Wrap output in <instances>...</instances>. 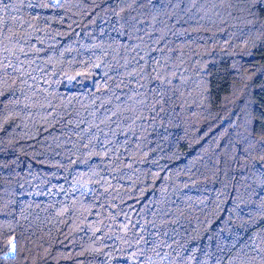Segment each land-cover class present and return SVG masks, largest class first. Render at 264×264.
Wrapping results in <instances>:
<instances>
[{
    "label": "trees",
    "instance_id": "trees-1",
    "mask_svg": "<svg viewBox=\"0 0 264 264\" xmlns=\"http://www.w3.org/2000/svg\"><path fill=\"white\" fill-rule=\"evenodd\" d=\"M0 264H264V0H0Z\"/></svg>",
    "mask_w": 264,
    "mask_h": 264
},
{
    "label": "snow or ice",
    "instance_id": "snow-or-ice-1",
    "mask_svg": "<svg viewBox=\"0 0 264 264\" xmlns=\"http://www.w3.org/2000/svg\"><path fill=\"white\" fill-rule=\"evenodd\" d=\"M15 246L13 245V248H14Z\"/></svg>",
    "mask_w": 264,
    "mask_h": 264
}]
</instances>
